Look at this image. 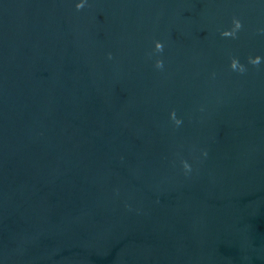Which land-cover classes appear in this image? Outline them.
Returning <instances> with one entry per match:
<instances>
[{
  "label": "water",
  "instance_id": "water-1",
  "mask_svg": "<svg viewBox=\"0 0 264 264\" xmlns=\"http://www.w3.org/2000/svg\"><path fill=\"white\" fill-rule=\"evenodd\" d=\"M0 264H264V0H0Z\"/></svg>",
  "mask_w": 264,
  "mask_h": 264
}]
</instances>
